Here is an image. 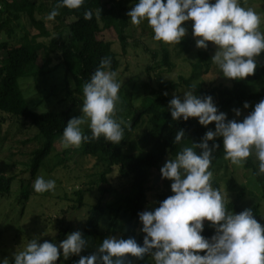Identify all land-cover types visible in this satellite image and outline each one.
<instances>
[{"label": "clouds", "instance_id": "obj_1", "mask_svg": "<svg viewBox=\"0 0 264 264\" xmlns=\"http://www.w3.org/2000/svg\"><path fill=\"white\" fill-rule=\"evenodd\" d=\"M84 2L59 0L46 18L53 21L59 8L79 9ZM100 14V10L95 13L97 17ZM93 15L88 10L84 19L90 21ZM126 15L132 25L147 21L153 40L165 45H179L188 34L182 25L192 22L195 47L206 50L210 43L215 46L211 61L227 80L243 81L260 66L258 58L264 53L262 17L252 8L243 7L240 0H137ZM121 87L111 60L103 58L83 85L81 114L67 122L59 137L62 148H79L100 138L120 144L124 129L115 115ZM194 89L195 85L183 96L174 95L170 100L172 120L197 119L205 128L214 124L215 130L209 129L199 143L182 148L160 168L161 179L171 181L172 195L158 207L138 213L144 234L142 245L132 237L111 236L94 254L80 256L88 241L81 231H75L59 244H41L38 238L28 241L22 250L14 252L12 264H56L61 257L67 260L72 256H80L77 264H131L128 258L142 260L149 255L155 264H264V226L252 208L239 214L227 210L228 193L213 187L210 170L213 153L220 147L215 141L222 139L224 159L240 166L254 154L259 162L257 174L264 175V100L243 120H229L211 96H198ZM249 107L245 102L243 109ZM234 113L241 116L240 109H234ZM84 126L90 129V136L85 134ZM184 137L185 132L179 130L175 142ZM55 189V180L43 176L33 183V190L39 194ZM205 221L215 229L210 239L202 235ZM0 264L10 261L4 258Z\"/></svg>", "mask_w": 264, "mask_h": 264}, {"label": "rangeland", "instance_id": "obj_2", "mask_svg": "<svg viewBox=\"0 0 264 264\" xmlns=\"http://www.w3.org/2000/svg\"><path fill=\"white\" fill-rule=\"evenodd\" d=\"M52 1L37 0L34 18L43 22L51 36L60 32L65 34L62 26L46 18ZM121 1L126 13L137 2V0ZM102 2L105 5L110 4L108 0ZM240 3L243 7L252 8L262 17L260 30L264 32V0H240ZM0 7V26L9 21L1 28L0 42L7 41L17 45L16 41L23 36L31 37L38 33V30L31 25L28 16L5 12L2 1ZM128 20L126 50L123 51L117 41L111 46L118 62L117 81L122 84L115 118L121 122L124 129V139L119 144L122 151L125 154L141 157L146 154L149 147L141 146L139 139L151 131L152 126L149 123V115H138L142 108L156 98L160 91V81L179 82V78L187 80L195 75L191 83L201 85L204 90L230 87L231 81L223 78L218 67L211 61L216 51L214 45L207 52L208 58L200 62L201 68L195 69V65L200 60V52L205 49L195 47V40L191 35L192 22L182 25L187 28L188 34L179 45H165L153 40V32L147 21L137 26L130 23V18ZM38 41L48 43L49 38H39ZM41 63L42 60H39L38 65ZM45 69L53 70L45 75L27 76L18 80L29 109L36 113L69 111L70 119L79 117L84 84L76 85L75 69L67 70L59 52L52 55L48 66L35 67L30 72H42ZM186 91H189L186 86H179L164 93H167L171 100L174 95L183 96ZM261 100H264V82H253L246 87L245 97L233 98L224 110L221 109L219 101L215 104L220 112L227 114V119L243 120ZM245 102L250 105L247 110L243 109ZM234 109L241 110L240 117L235 116ZM86 128L88 127L84 126V130ZM131 128V132H128ZM209 129L214 131L215 125H208L207 130ZM37 134V130L21 118L0 112V176L13 178L10 193L0 195V260L8 258L10 264L14 252L22 250L27 242L34 238H38L41 244L45 241L59 244L68 234L75 231L82 232L89 211L100 199V183L97 178L107 169V162H98L97 157H82L77 153V148L64 149L58 140L41 163L38 172L31 176L32 152L43 143L41 137L36 138ZM250 159L258 173V160L254 154ZM117 171L118 168L114 167L106 176L115 189L123 184L119 180ZM211 171L213 183H216L217 188L222 192L226 190L228 193L227 210L237 214L235 208L246 210L257 205L260 211V223L264 226V182L256 179L253 170L245 169L244 164L232 165L223 157ZM154 174L157 175L156 172ZM41 176L46 180H55V191L39 194L33 190L34 181ZM259 176L264 179V175ZM154 187L147 192L145 210L156 207L157 196L164 190L159 180L154 181ZM80 190L85 191L81 205L78 203L77 194ZM22 191L29 192L27 198L22 197ZM113 197L114 194L110 195L109 205L114 201ZM229 204L233 205L231 209ZM113 217L112 209L105 210L97 235L87 240L86 249L80 256L94 254L105 238L111 236L122 238L126 230V221L118 219L111 228L110 220ZM204 225L215 231L209 222L205 221ZM141 228L142 225L139 223L136 235L141 233L144 237ZM80 256H72L67 260L61 257L56 264H77ZM128 260L131 264H139V260L135 258ZM144 260L145 264H155L150 255L145 256Z\"/></svg>", "mask_w": 264, "mask_h": 264}, {"label": "trees", "instance_id": "obj_3", "mask_svg": "<svg viewBox=\"0 0 264 264\" xmlns=\"http://www.w3.org/2000/svg\"><path fill=\"white\" fill-rule=\"evenodd\" d=\"M4 4L5 12L13 14H23L29 17L31 25L38 30L36 35L31 37L25 35L16 44L7 41L0 42V112L12 117L21 118L38 132L36 138L41 137L43 143L41 147L32 152L31 176H34L43 160L50 154L52 147L62 135L63 129L70 120L69 111L36 113L29 109L23 93L19 87L18 80L27 76H38L50 73L53 69H45L42 72H30L35 67L45 68L51 62L52 55L59 52L63 59V64L67 70L75 69L74 77L76 85L85 84L100 61L107 57L111 60V69L116 72L118 62L116 55L112 52L111 46L114 41L120 43L122 50H126L127 35L126 30L129 20L121 0H108L109 5H105L102 0H85L79 9L59 8V15L53 21L65 29V34L59 33L51 36L46 30L42 21L34 18V9L37 0H0ZM59 0H53L49 13L57 7ZM1 8V7H0ZM92 10L93 19H84V13ZM101 11L99 17L95 15ZM3 23L1 28L8 24ZM39 38H49L48 43L38 41ZM212 44L200 52V60L195 65V69L201 68L200 62L208 58L207 52L211 50ZM258 60L260 65L253 76L245 78L243 81H231L230 87L221 89L211 88L204 90L201 85H195L194 94L198 96H211L214 103L219 101L221 109L227 107V103L233 98L246 96V87L253 82H264V53ZM42 63L38 65V61ZM179 78V82H159V92L150 104L141 109L138 116L149 115L151 131L144 134L139 139V144L149 147L144 156L135 157L125 154L120 145L106 142L103 138L92 140L82 144L77 148L80 156L97 157L98 162H107V169L102 172L97 181L100 183V199L88 213L85 227L82 234L86 240L97 235L99 223L105 210L112 209L114 217L110 220V227L116 221L125 220L126 230L122 238H135L139 244L143 243L141 233L136 235V228L139 225L138 213L146 211L147 192L153 190L154 181L159 180L164 190L157 196L156 207L159 203L172 195L170 191V181L161 179V164L168 158L173 159L182 148L191 146V143H199L207 128L201 126L196 119L172 120L168 111L170 99L164 95L168 90L176 89L179 86H186L192 90L194 79ZM135 122V121H134ZM132 128L128 131L131 132ZM179 130L185 132V137L179 143L175 142V136ZM86 135H91L90 129L84 130ZM210 146L212 142H209ZM215 143L220 147L213 153L210 170L217 166L224 157L222 139H217ZM118 168V177L123 184L115 189L107 179V175L114 168ZM245 169H252L258 181L264 182L263 177L257 175L250 157L244 163ZM154 172L157 173L155 176ZM13 178L0 176V195H8L11 191ZM217 188V184L213 183ZM23 187V184H22ZM21 187V188H22ZM84 190L77 192L78 203L81 205ZM22 197L27 198L29 192L22 191ZM114 194V201L109 205V197ZM229 204V209L232 208ZM255 218L260 223L259 207H251ZM237 209V214L244 211ZM215 231L204 225L202 235L211 238ZM204 253H201L203 255ZM145 257L139 260V264H145Z\"/></svg>", "mask_w": 264, "mask_h": 264}]
</instances>
